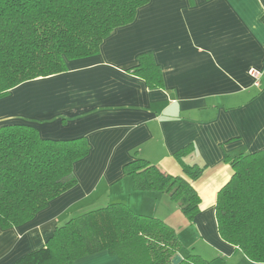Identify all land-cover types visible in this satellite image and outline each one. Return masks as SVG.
<instances>
[{"label":"crops","instance_id":"crops-1","mask_svg":"<svg viewBox=\"0 0 264 264\" xmlns=\"http://www.w3.org/2000/svg\"><path fill=\"white\" fill-rule=\"evenodd\" d=\"M146 52L161 70L160 87L133 71ZM67 65L0 99V125L29 124L46 139L90 144L74 165L73 188L31 221L0 229V264H15L71 218L114 203L178 226L182 260L196 254L213 264H258L221 238L216 201L232 177L228 158L264 149V73L259 87L250 74L264 69V0H150L98 55ZM187 146L183 162L205 168L193 182L201 198L193 224L168 194L136 190L124 171L142 158L183 177L175 153ZM74 264L121 262L103 251Z\"/></svg>","mask_w":264,"mask_h":264},{"label":"trees","instance_id":"trees-1","mask_svg":"<svg viewBox=\"0 0 264 264\" xmlns=\"http://www.w3.org/2000/svg\"><path fill=\"white\" fill-rule=\"evenodd\" d=\"M150 0H0V99L27 82L68 70V61L96 56L117 28L136 19ZM137 76L160 87L163 78L152 53L138 57ZM184 176L164 173L137 158L124 171L140 191L169 195L194 222L201 198L193 186L205 168L187 165ZM90 153L84 137L43 138L29 124L0 125V229L31 221L51 201L77 184L76 162ZM232 177L218 192L216 220L221 238L253 263L264 264V149L228 158ZM183 245L162 219L122 203L88 211L56 228L45 246L15 264H74L103 251L121 264H173ZM179 264H213L189 254Z\"/></svg>","mask_w":264,"mask_h":264},{"label":"built area","instance_id":"built-area-1","mask_svg":"<svg viewBox=\"0 0 264 264\" xmlns=\"http://www.w3.org/2000/svg\"><path fill=\"white\" fill-rule=\"evenodd\" d=\"M263 73H264V69H263V71H258V70H251L250 71V74L254 79L255 86L259 87L261 85V78L263 76Z\"/></svg>","mask_w":264,"mask_h":264},{"label":"rangeland","instance_id":"rangeland-1","mask_svg":"<svg viewBox=\"0 0 264 264\" xmlns=\"http://www.w3.org/2000/svg\"><path fill=\"white\" fill-rule=\"evenodd\" d=\"M181 216H183L184 218H186L185 220V222H186V224H188V222L189 223H192L193 224V222H191L182 212H181V214H180ZM180 215H179V218L181 219V218H183V217H180ZM180 219H177V220H175L176 222V225H179L182 221H179ZM184 221V220H183ZM178 222H179V224H178ZM178 227V226H177ZM177 227H175V229L177 228Z\"/></svg>","mask_w":264,"mask_h":264},{"label":"water","instance_id":"water-1","mask_svg":"<svg viewBox=\"0 0 264 264\" xmlns=\"http://www.w3.org/2000/svg\"><path fill=\"white\" fill-rule=\"evenodd\" d=\"M182 261V258L180 256H176L174 259H173V264H179L180 262Z\"/></svg>","mask_w":264,"mask_h":264}]
</instances>
